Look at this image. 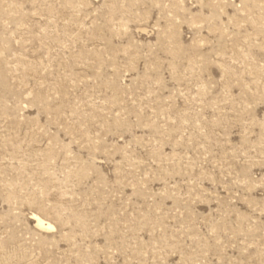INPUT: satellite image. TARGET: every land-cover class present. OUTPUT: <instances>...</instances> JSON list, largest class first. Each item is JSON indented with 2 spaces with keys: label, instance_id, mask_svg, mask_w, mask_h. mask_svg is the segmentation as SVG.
Segmentation results:
<instances>
[{
  "label": "rangeland",
  "instance_id": "rangeland-1",
  "mask_svg": "<svg viewBox=\"0 0 264 264\" xmlns=\"http://www.w3.org/2000/svg\"><path fill=\"white\" fill-rule=\"evenodd\" d=\"M0 264H264V0H0Z\"/></svg>",
  "mask_w": 264,
  "mask_h": 264
},
{
  "label": "bare ground",
  "instance_id": "bare-ground-1",
  "mask_svg": "<svg viewBox=\"0 0 264 264\" xmlns=\"http://www.w3.org/2000/svg\"><path fill=\"white\" fill-rule=\"evenodd\" d=\"M34 216V215H33ZM33 221H35L36 222V224H37V226H39V227H41V228H43V227H46V228H51V226L50 225H48V224H44L41 220H39L38 218H36V217H33V218H31Z\"/></svg>",
  "mask_w": 264,
  "mask_h": 264
}]
</instances>
